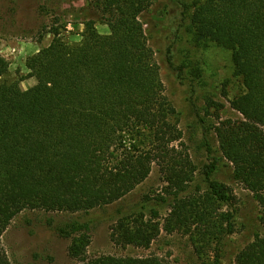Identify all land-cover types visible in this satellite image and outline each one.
<instances>
[{
	"label": "trees",
	"instance_id": "obj_1",
	"mask_svg": "<svg viewBox=\"0 0 264 264\" xmlns=\"http://www.w3.org/2000/svg\"><path fill=\"white\" fill-rule=\"evenodd\" d=\"M152 3L96 0L92 8L99 19H84L78 41L67 40L65 32L79 23L56 16L45 27L52 41L26 59L28 75L37 81L28 89L21 79L8 78L10 62L0 54V264H12L2 236L22 211L87 213L123 199L149 177L154 164L173 195L163 225L167 232L199 223L200 252L234 233L233 214L220 211L233 202L234 190L213 179L220 158L207 134V189L186 195L197 167L177 146L183 131L148 42L142 16ZM180 4L199 40L232 52L244 91L231 106L242 117H218L212 130L234 178L257 200L264 226V0ZM98 22L110 33H101ZM134 216L118 219L111 238L118 246L149 247L162 224ZM91 230L90 222L79 220L59 230L71 238L69 255L76 264H170L159 256H90ZM236 262L264 264V232L254 234Z\"/></svg>",
	"mask_w": 264,
	"mask_h": 264
},
{
	"label": "rangeland",
	"instance_id": "obj_2",
	"mask_svg": "<svg viewBox=\"0 0 264 264\" xmlns=\"http://www.w3.org/2000/svg\"><path fill=\"white\" fill-rule=\"evenodd\" d=\"M95 1L0 0V54L10 62L8 78L21 79L24 89L34 86L37 81L28 75L26 59L52 41L53 36L45 27L56 16H61L64 21L78 22V27L69 24L65 34L69 41L80 40L84 19H99L95 8H92ZM192 1L153 0L142 20L160 67L165 93L177 110L179 127L183 131L182 145L177 146L183 153H189L197 167L186 195L199 196L207 189L204 169L211 163L205 139L207 134L216 156L220 158L213 179L234 190L233 202L220 208L221 212L233 214L234 233L200 252L195 241L200 231L199 223L192 224L191 229L167 232L163 225L171 213L173 195L168 192L171 189L167 188L161 167L154 164L149 177L123 199L87 213L41 209L22 211L2 236L12 264H76L77 261L69 255L71 238L59 231L72 220L90 222V256H159L170 264H237L238 253L254 239V234L264 232L257 200L234 178L232 164L222 156L212 130L218 117H242L232 108L231 100L244 91V86L235 73L232 52L196 37L190 17L183 15L180 4ZM97 28L103 34L110 33L109 26L102 22L97 23ZM202 119L205 120V128L202 127ZM153 210L159 217H154ZM130 215H144L161 222L160 235L149 247H123L113 242V224Z\"/></svg>",
	"mask_w": 264,
	"mask_h": 264
}]
</instances>
